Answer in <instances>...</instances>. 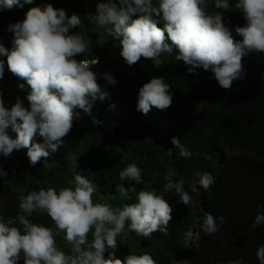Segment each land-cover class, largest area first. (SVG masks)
I'll list each match as a JSON object with an SVG mask.
<instances>
[{
  "label": "clouds",
  "instance_id": "obj_1",
  "mask_svg": "<svg viewBox=\"0 0 264 264\" xmlns=\"http://www.w3.org/2000/svg\"><path fill=\"white\" fill-rule=\"evenodd\" d=\"M25 2L31 3V0ZM16 5L23 6L20 0H0V6L4 8L11 9ZM207 7V0H159L158 7L153 5L152 0H119V4L107 0L106 3H98L91 20L98 26L112 25L111 34L122 38V48L117 50L118 56L113 64L105 59L110 49L107 46L100 47L87 60L74 59L88 49L82 35L70 34V29L79 25L80 19L75 14L66 18L63 9H55L51 4L43 10L31 8L22 22L9 26V31L14 33L13 47L9 51L0 44V55L7 57L11 73L26 81L31 92L27 97L28 108L17 99L9 110L0 98V154L4 157H9L14 151L16 157L28 161L25 158L27 154L30 164L35 166L42 157L48 158L50 154L57 153L63 138L72 130L73 109L78 107L90 113L94 103L105 100L108 95L102 106L107 109L114 107L112 98L121 83V68L129 72L140 67L148 69V74L133 93V111L143 117L170 116V112L172 122L155 131L158 133L156 138L142 133L125 143H110L118 156L117 179H127L136 184L147 181L142 186L145 190L139 191L135 202L131 201L134 195L129 193L133 189H125L123 184H118L116 191L123 197L118 202L123 205L122 208L112 209V202L108 205L94 204L92 195L98 182L93 174L86 177L76 174L74 189L60 188L57 192L54 187H49L29 194L20 193L17 197V216L6 219L0 213V264H18L21 252L24 264H207L210 252L206 250L204 253V249L199 260L198 253L206 243V236L207 241L211 236L216 238L220 227L226 223L224 216L216 217L207 210L208 195L218 181V177L215 179L211 175L213 171L209 167L194 168L188 183H199L207 195L204 200L195 203L196 207L199 206L198 215L204 216L201 228H194L192 220L188 228L178 232V240L180 235L185 236V245L182 243V250L176 246L170 254V261L160 257L164 254L136 249V245H132L135 248L131 250V255L129 250L116 249L126 246L118 236L127 238L130 234L128 240L138 245L142 241L155 243L150 238L157 231L164 235L168 231L171 235L174 233L172 221L175 212L170 205L174 197L170 198L167 191L175 190L173 196H177L174 201L178 208L191 203V196L184 188V179H171L176 172L166 163L168 160L163 145L173 158L188 159L193 155V147L199 144L193 143L197 140L184 136L190 135L189 126H198L200 121L204 124V120L187 116L186 112H200L204 98L198 89L183 90L190 78L172 83L159 57L173 52L175 64L190 66L186 72L188 75L211 70L224 89L242 86L248 91L254 84H261L260 78L254 79L247 74L242 57L253 52L264 53V0H238L235 4L247 21L246 26L235 29L243 37L242 41L234 40L225 27L232 22H223L222 15L216 10L207 13ZM215 8L229 9V0H215ZM159 20L163 21V28L158 26ZM237 24L244 23L239 21ZM169 40L171 43L167 42ZM3 68L4 62L0 61V77ZM215 79L210 83L216 89L218 83ZM175 89L183 90L184 96H191L192 101L182 102L179 107L169 110L176 96ZM181 107L184 111L180 110ZM96 117H99L98 113ZM179 119L184 122L186 130L179 129ZM168 130L173 133V145L162 137ZM203 144L224 145L210 140ZM23 148H26L25 153L18 152ZM232 155L238 154L232 152ZM159 168L162 171L159 172ZM7 171L0 168V176H6ZM165 175L169 178L163 185L160 180ZM0 202H5L2 194ZM261 207L264 208V205ZM45 213L54 222L55 229L38 224L40 214ZM201 218L197 217L198 227ZM261 225H264V212L257 213L251 228L255 230ZM90 231L93 239L88 243ZM161 233L156 237L166 239ZM55 235L59 237L57 245ZM189 245L192 248L190 251ZM123 254L126 257L119 259ZM256 255L259 264H264V244L257 248ZM224 264H244V261L238 258Z\"/></svg>",
  "mask_w": 264,
  "mask_h": 264
},
{
  "label": "trees",
  "instance_id": "obj_2",
  "mask_svg": "<svg viewBox=\"0 0 264 264\" xmlns=\"http://www.w3.org/2000/svg\"><path fill=\"white\" fill-rule=\"evenodd\" d=\"M106 2L107 0H31V3H28L25 0H20L22 7L16 5L8 9L0 6V44L11 51L14 33L9 31V26L16 22H22L25 19L26 12L31 8L39 7L43 10L46 5L51 4L55 9H63L66 18H70L75 14L80 19V24L71 28L70 34L82 35L88 44V49L85 53L75 56L74 59L87 60L88 57L92 58V55L96 54L100 47L107 46L110 49L107 50L105 59L109 64H113L116 56H118L117 50L122 48L120 44L122 38H117L111 34L112 25L98 26L90 18L96 14L97 4ZM114 2L119 4V0H114ZM237 2L238 0H229V9H236L235 4ZM152 3L158 7L159 0H152ZM207 4L208 7L205 9L207 13H214L216 10L220 12L222 17L227 15V9L215 8V0H207ZM237 18L240 19V16ZM154 19L159 18L154 17ZM223 22H225L224 19ZM158 26L163 28L162 20H159ZM225 27L233 35L235 34L232 25L227 24ZM167 42L171 43L170 40ZM159 58L164 62L163 69L168 72L172 83L176 84L190 78L191 81L184 86L183 90L198 89L204 98L201 100L203 107L200 112L196 114L186 112L187 116H196L199 120H204V124L200 121V129H197L194 134L184 136L187 139L199 141V145L193 147V155L188 159L173 158L169 156L168 149L163 145V149L166 151L165 158L168 160L166 163L171 170L176 172V176L171 177V179L178 181L183 178L184 181H190L193 176L190 172L194 168L209 167L213 171L214 165H207V163L218 165L217 152L219 146L206 145L203 144L204 141H219L229 146L232 152L238 154L225 158L223 168L227 169V174L218 177L217 183L208 195L207 210L226 216V223L221 228V234L216 238L215 236H209L210 239L207 241L206 236V243L199 251L197 259L199 260L201 252L208 245L207 251L210 252V258L207 264H217L218 258L214 251L211 252V250H215L216 246H219L224 263L243 258L244 264H259L256 253L257 248L264 244V225L258 226L255 230H252L251 225L257 213L264 212V208L261 207V205H264V53L253 52L246 61L247 74L250 76L253 74L256 77L259 75L260 87L254 92H248L242 86H239L231 94L211 86L210 82L214 78L208 70H202L194 76H190L182 66L174 63L175 59L172 58V53H163ZM0 61L4 62L3 75L0 77V98H2L4 105L10 110L16 100L20 99L23 101L24 106L28 108L27 97L31 92L30 86L26 81L11 73L6 56L0 55ZM113 66H110L112 72L114 71ZM205 73L206 75H204ZM147 74L148 69L145 67L137 68L129 73L122 71L120 86L113 93L112 102H115V104L112 109L102 106L109 95L105 100L94 103L90 113H86L78 107L73 109L72 130L63 138L64 142L59 151L50 154L48 158L42 157L40 162L37 163V167L30 164L27 154L25 155L28 161L16 157L14 151L9 157L0 154V168L8 170L6 176H0V195L6 187L9 191L5 197L12 195L11 201L5 199V202H0V213L3 217L7 219L17 216V197L20 193L29 194L31 191H39L41 188L46 190L49 187H54L57 192L60 188L70 187L74 189L75 184L73 181L76 174L84 177L93 174L97 179V188L92 195L94 204L108 205L109 202H112L113 205L110 206L112 209L122 208L123 205L118 203L123 199L121 194L116 191V185L118 184H123L125 189H133L129 193L134 195L131 201L135 202L139 191L145 190L142 186L147 181L143 180V184H136L127 179L123 181L117 179L118 156L110 143H125L134 135L142 133L156 138L158 133L155 131L172 122L170 112L168 113L170 116L151 115L143 117L133 111V93L136 86ZM21 84L24 85L23 88L19 87ZM210 86L211 89H209ZM183 90L175 89L176 96L172 100L171 106L168 107L169 110L179 107L182 102L192 101L191 96H184ZM180 110L184 111V108L181 107ZM97 113L99 114L98 118L96 117ZM177 124L180 130L185 129L182 120L179 119ZM9 133L15 138L11 130H9ZM172 135L173 133L169 130L162 135L169 142V145H173ZM40 142H43V140ZM25 151L26 148L18 150L20 153H25ZM174 152H178V150L174 149ZM196 153H202V156H206L209 162L201 160V155L196 156ZM192 157L199 163L194 162ZM180 158L182 157L180 156ZM7 160H9L7 164H1ZM160 171H162V168H159ZM2 177L8 180L7 184L1 182ZM160 181L165 185L168 181L167 176L165 175ZM100 184L101 186H99ZM230 186H232L231 191ZM150 187L153 186L150 185ZM232 193H235V195H231ZM228 194L237 199L234 204L228 202L226 197ZM222 197L226 199L227 205L224 204ZM194 208H196V205L191 200L190 204H182V207H179L183 212L178 213V215L174 213L172 221L174 233L170 234V239L157 231L150 238L155 243L142 241L137 245L136 242L128 240L130 234H127L126 246L117 247L116 249L129 250L130 255L132 254L131 250L135 247L136 249L149 250L151 253L165 255L169 253L172 255L177 246L178 232L185 224L188 225L194 216L198 217V212ZM38 224L55 229L54 222L46 213L40 214ZM159 233L166 239L160 240L159 237H156ZM21 234H23L22 231ZM54 238L57 245L58 235H55ZM92 239V232L90 231L88 243H91ZM120 241L122 242L123 238ZM132 245L136 246L132 248ZM116 255H118L117 252ZM153 255L158 257L155 254ZM20 256L18 264H24L23 252ZM123 257H126V254L119 256V259Z\"/></svg>",
  "mask_w": 264,
  "mask_h": 264
},
{
  "label": "bare ground",
  "instance_id": "obj_3",
  "mask_svg": "<svg viewBox=\"0 0 264 264\" xmlns=\"http://www.w3.org/2000/svg\"><path fill=\"white\" fill-rule=\"evenodd\" d=\"M238 16H240V19H238L237 17ZM223 19L225 20V21H230V22H232V24H229V25H232L233 26V28H234V30L236 29V27L237 26H239V27H244V26H246V23H247V21L244 19V16H243V13H242V11L241 10H239V9H227V15H224L223 16ZM239 21H241V22H244V24L243 25H240V24H237V23H239ZM231 35H232V37L234 38V40H236V41H242V39H243V37L242 36H240L237 32H236V30H235V34L233 35L232 33H231ZM175 49V48H174ZM166 54H169V53H166ZM178 54V50H177V52H176V55ZM251 56V54H249V55H246V56H244V57H242V63H243V65H244V69H246L247 68V64H246V61H247V59L249 58ZM175 55L173 54V52H172V58L173 59H175ZM175 61H176V59H175ZM180 62V64L182 63V61H179ZM182 67L185 69V72H188L187 71V69H188V67H190L189 65H182ZM123 69V68H122ZM121 69V70H122ZM201 69H203V68H201ZM123 71V70H122ZM124 73H129V71L126 69V72L125 71H123ZM208 72H209V74L215 79V76H214V73H212L211 72V70H208ZM182 74V73H181ZM184 75V74H183ZM190 75H195V74H190ZM204 75H206V73L204 74ZM216 80V79H215ZM216 82L218 83V81L216 80ZM239 88V86H231V88H229V89H224V88H222V87H220V85H219V83L217 84V87H216V89H220V90H222L223 92H225V93H227V94H231V93H234L237 89ZM209 89H211V86L209 87ZM259 101V100H258ZM204 116H206V115H204ZM192 117H195V116H192ZM197 129H200V125H198V126H195V125H192V126H189V130H190V135H192V134H194V131L195 130H197ZM184 130H186V129H184ZM201 141V140H200ZM199 141H194L193 143H198ZM21 153H23V152H21ZM201 155V160H205L206 162H209V160H207V157L206 156H202V153H196V156H200ZM228 155H229V152H228ZM25 158H27V156L25 155ZM192 159H193V161L194 162H197V161H195L194 160V157H192ZM219 160V164H223L224 162L223 161H221L220 160V158L218 159ZM197 163H199V162H197ZM209 164H213L214 165V169H213V173L211 174L215 179L217 178V177H221L222 175H224V174H227V169H225V168H218V166H216V164L215 163H207V165H209ZM204 172H206V171H204ZM214 174V175H213ZM167 178H169V177H167ZM111 179V178H110ZM173 181H176L175 179L173 180ZM108 183V182H107ZM188 183H189V181H185V184H184V188H185V191H187L188 193H189V195L191 196V200L194 202V203H198L199 201H202V200H204L206 197H207V195L203 192L204 191V189L199 185V183H192L191 185H188ZM99 186H101V184L99 185ZM149 187H150V185H149ZM99 188V187H98ZM106 188V187H105ZM150 188H154V187H150ZM102 190H103V187L101 188ZM107 189V188H106ZM98 190H100V189H98ZM232 190V186H230V191ZM113 191V190H112ZM194 191H195V193H194ZM167 193H169L170 195H171V197L170 198H173L174 197V200L175 199H177V196H173V194H176L175 193V190L173 189V190H170V191H168ZM106 194V193H105ZM158 194H162V193H158ZM238 194V193H237ZM108 195V194H107ZM231 195H235V193H232ZM99 196H100V194H99ZM138 195H136V197H137ZM226 197H227V200H228V202H230V204H234L235 202H236V200L237 199H235V198H232L229 194L228 195H226ZM104 200V199H103ZM172 201L171 203H170V205L172 206V208H173V210H174V212H175V214L176 215H178V213H180V212H183V210H180L179 208H178V205H177V203L175 202V201ZM222 200H223V202H224V204H226L227 205V203H226V199L224 198V197H222ZM243 202H245L244 200H242ZM227 208H228V206H227ZM195 209V211L196 212H198L199 211V206H197L196 208H194ZM210 210V209H209ZM221 210V209H220ZM211 213H213V212H211ZM197 216H201L202 217V215H197ZM197 226V227H196ZM193 227L195 228H197V230H198V228H200V227H198V225H197V218L194 216L193 217ZM184 228H188V225L187 224H185L184 226H183V228L182 229H184ZM189 231V230H188ZM187 230H186V232H188ZM186 234V233H185ZM118 238L120 239V236H118ZM166 238L167 239H170V232L168 231V234L166 235ZM123 243H125L126 244V238H125V240L124 241H122ZM182 243L185 245V236H183V235H180V237H179V240L177 241V247H178V249L179 250H182ZM184 245H183V247H184ZM196 247H197V245H195L194 246V249H196ZM188 250L190 251V250H192V248H191V246L189 245L188 246ZM206 250H208V245H206V247H205V251L204 252H206ZM214 250H211V252H213ZM161 258H163L164 260H166L167 262L168 261H170V254L168 253H166V255L164 254V255H161L160 256ZM191 264H193V263H191Z\"/></svg>",
  "mask_w": 264,
  "mask_h": 264
},
{
  "label": "rangeland",
  "instance_id": "obj_4",
  "mask_svg": "<svg viewBox=\"0 0 264 264\" xmlns=\"http://www.w3.org/2000/svg\"><path fill=\"white\" fill-rule=\"evenodd\" d=\"M123 71H125L126 72V69L125 68H123L122 69ZM251 77H253L254 79H259V75H258V77H256V76H254L253 74L251 75ZM261 85V84H260ZM260 86H259V83H256V84H254V86L250 89V90H248V92H254V91H256L258 88H259ZM138 150H140V148H138ZM228 150H229V155H228ZM232 156V149L229 147V146H227V145H223L222 147H218V152H217V158L219 159L220 158V160L221 161H223V162H225V158L226 157H231ZM8 161L9 160H7L6 162H2L1 164H3V165H5V164H7L8 163ZM224 164V163H223ZM223 164H219V160H218V168H222V166H223ZM36 167H37V164L35 165ZM2 181H3V183H8V180L7 179H2ZM14 189H15V186H14ZM8 191H9V189L6 187L4 190H3V193H2V198L3 199H6V201H11V198H12V195H8V196H6L5 197V195L8 193ZM214 216H216V217H219V216H224L223 214H221V213H212ZM225 217V220H226V216H224ZM203 218H204V216H202V218H201V221H200V228H201V222L203 221ZM221 228H222V226L220 227V229H219V232L216 234V236H219L220 234H221ZM200 230V229H199ZM122 238H123V241L125 240V237L124 236H120V240H122ZM216 256H217V258H218V262H217V264H224V259H223V257H222V255H221V251H220V249H219V246L216 248ZM22 264V263H21Z\"/></svg>",
  "mask_w": 264,
  "mask_h": 264
}]
</instances>
